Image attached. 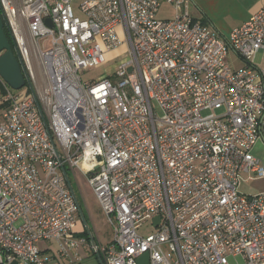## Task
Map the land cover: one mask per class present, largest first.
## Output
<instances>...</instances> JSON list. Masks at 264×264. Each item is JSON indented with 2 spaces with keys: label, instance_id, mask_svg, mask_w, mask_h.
<instances>
[{
  "label": "built area",
  "instance_id": "1",
  "mask_svg": "<svg viewBox=\"0 0 264 264\" xmlns=\"http://www.w3.org/2000/svg\"><path fill=\"white\" fill-rule=\"evenodd\" d=\"M163 2L182 11L160 18ZM0 12L25 76L17 93L2 81L0 264H72L83 250L104 264H140L145 252L147 264H264V193L237 189L242 172L264 176L253 153L264 141V8L227 37L185 0H0ZM120 48L112 71L82 79ZM76 170L109 242L75 229Z\"/></svg>",
  "mask_w": 264,
  "mask_h": 264
},
{
  "label": "rangeland",
  "instance_id": "2",
  "mask_svg": "<svg viewBox=\"0 0 264 264\" xmlns=\"http://www.w3.org/2000/svg\"><path fill=\"white\" fill-rule=\"evenodd\" d=\"M124 48H120L116 51L110 52L106 54V60L102 62L99 65H95L90 67L87 71H84L81 75L83 80L86 81H93L97 80L101 76L109 73L113 70V67L119 64L123 57L116 56L115 55L122 51ZM227 61L231 64L232 67H239L243 65V61L235 55V53L231 50L227 53ZM254 63L257 67H264V50L257 53V55L254 58ZM14 93L20 92V89H13L11 87H7ZM3 90L0 88V119L2 115V111L5 107V104L3 105L2 97H3ZM153 105L156 109V112L160 115L161 111L155 101H153ZM257 150V152H256ZM264 141L260 139L257 141L253 148L254 153L261 161V163L264 165ZM69 181L71 183L72 189L76 195L78 204L81 209V213L83 216H89L92 218V220L95 223L96 229L99 230V237L103 241L106 237H109V234L111 232V225L107 222L106 216L104 215V212L95 197L93 191L91 190L90 186L87 184L86 179L82 176L79 170H76L77 175V182L78 185L73 178L72 172L67 171ZM238 192L245 194V195H257L264 193V176H257L255 173H247L242 172L240 174L239 183L237 186ZM151 231V225L146 224L145 226L139 228V232L143 235L148 234ZM238 260H241V257H238Z\"/></svg>",
  "mask_w": 264,
  "mask_h": 264
},
{
  "label": "crops",
  "instance_id": "3",
  "mask_svg": "<svg viewBox=\"0 0 264 264\" xmlns=\"http://www.w3.org/2000/svg\"><path fill=\"white\" fill-rule=\"evenodd\" d=\"M189 7V13L201 22L213 27L221 36L227 37L229 32L245 21L252 13L260 8H264V0H185ZM182 9H176L172 4L163 2L160 6L158 16L160 18H170L180 13ZM0 82L2 80L0 79ZM3 85V83H1ZM255 146V145H254ZM254 148V147H253ZM257 152V150H256ZM254 152V153H256ZM264 153V151L262 152ZM75 229L78 233L96 232L101 242H109L112 234L103 241L99 237V230L89 216H83L81 209L76 213ZM89 230V231H88ZM40 248L47 252L55 251V242L43 241ZM84 258L72 264H104L102 259L88 251H82ZM6 264H26L17 260H12Z\"/></svg>",
  "mask_w": 264,
  "mask_h": 264
},
{
  "label": "water",
  "instance_id": "4",
  "mask_svg": "<svg viewBox=\"0 0 264 264\" xmlns=\"http://www.w3.org/2000/svg\"><path fill=\"white\" fill-rule=\"evenodd\" d=\"M11 41L6 34V24L0 12V78L11 88L19 89L25 84V76ZM154 220H158V216ZM138 261L140 264H147L148 253H143Z\"/></svg>",
  "mask_w": 264,
  "mask_h": 264
},
{
  "label": "trees",
  "instance_id": "5",
  "mask_svg": "<svg viewBox=\"0 0 264 264\" xmlns=\"http://www.w3.org/2000/svg\"><path fill=\"white\" fill-rule=\"evenodd\" d=\"M6 34H7V36H8V38H9V40L11 41V37H10V35H9V33H8V31L6 30ZM12 42V41H11ZM1 79V78H0ZM2 82H0V88L2 89V87H3V85L1 84ZM3 92H4V90H3ZM3 105H4V103H3ZM84 234H87V233H84Z\"/></svg>",
  "mask_w": 264,
  "mask_h": 264
}]
</instances>
